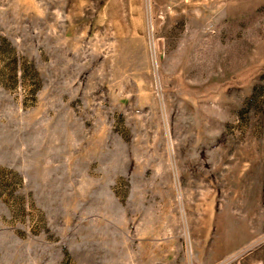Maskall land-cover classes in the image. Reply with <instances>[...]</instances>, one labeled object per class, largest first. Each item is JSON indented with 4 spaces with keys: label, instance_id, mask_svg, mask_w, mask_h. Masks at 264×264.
<instances>
[{
    "label": "rangeland",
    "instance_id": "374dc122",
    "mask_svg": "<svg viewBox=\"0 0 264 264\" xmlns=\"http://www.w3.org/2000/svg\"><path fill=\"white\" fill-rule=\"evenodd\" d=\"M0 264H264V0H0Z\"/></svg>",
    "mask_w": 264,
    "mask_h": 264
}]
</instances>
